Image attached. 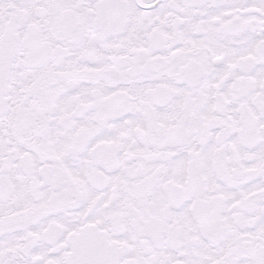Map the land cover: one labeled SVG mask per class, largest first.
Masks as SVG:
<instances>
[{
  "label": "snow or ice",
  "instance_id": "obj_1",
  "mask_svg": "<svg viewBox=\"0 0 264 264\" xmlns=\"http://www.w3.org/2000/svg\"><path fill=\"white\" fill-rule=\"evenodd\" d=\"M0 264H264V0H0Z\"/></svg>",
  "mask_w": 264,
  "mask_h": 264
}]
</instances>
